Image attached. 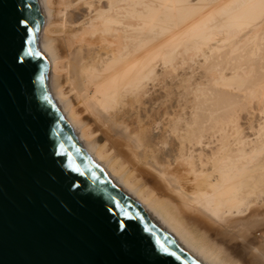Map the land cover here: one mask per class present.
Listing matches in <instances>:
<instances>
[{
  "label": "bare ground",
  "instance_id": "1",
  "mask_svg": "<svg viewBox=\"0 0 264 264\" xmlns=\"http://www.w3.org/2000/svg\"><path fill=\"white\" fill-rule=\"evenodd\" d=\"M40 2L49 93L84 152L201 264H243L237 243L253 259L264 0Z\"/></svg>",
  "mask_w": 264,
  "mask_h": 264
},
{
  "label": "water",
  "instance_id": "2",
  "mask_svg": "<svg viewBox=\"0 0 264 264\" xmlns=\"http://www.w3.org/2000/svg\"><path fill=\"white\" fill-rule=\"evenodd\" d=\"M44 23L40 0H0V264H201L82 149L49 93Z\"/></svg>",
  "mask_w": 264,
  "mask_h": 264
},
{
  "label": "snow or ice",
  "instance_id": "3",
  "mask_svg": "<svg viewBox=\"0 0 264 264\" xmlns=\"http://www.w3.org/2000/svg\"><path fill=\"white\" fill-rule=\"evenodd\" d=\"M20 23L25 24V28L23 31L25 32V36L27 35V21H21ZM31 41H28L30 43ZM26 55H33L31 49H28L27 51L25 50L22 42V46L20 51L17 53L15 59V63L17 66H23L24 63V56ZM76 171H79L77 168ZM134 232V228L130 225L126 226L122 223H117L115 233H114V238L116 241L120 242L122 247H124L126 250L128 249V245L126 243V239L128 236H131ZM150 243V242H149ZM157 244H160V241L157 239L156 241ZM244 245L237 243V248H236V255L241 256V259L243 261V264H253V261H255V264H264V247H262L258 254L253 252V259H249L248 257L244 256L243 250H244ZM160 248L162 251L167 252L168 249L164 247V245L160 244ZM153 254H155V248L152 249ZM172 255H175V253H172ZM239 264V262H237Z\"/></svg>",
  "mask_w": 264,
  "mask_h": 264
},
{
  "label": "rangeland",
  "instance_id": "4",
  "mask_svg": "<svg viewBox=\"0 0 264 264\" xmlns=\"http://www.w3.org/2000/svg\"><path fill=\"white\" fill-rule=\"evenodd\" d=\"M192 72V71H191ZM193 77H191V79H192ZM194 81V78L192 79V82Z\"/></svg>",
  "mask_w": 264,
  "mask_h": 264
}]
</instances>
